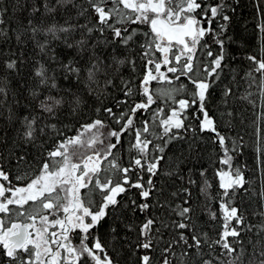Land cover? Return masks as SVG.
<instances>
[{
  "label": "snow or ice",
  "instance_id": "obj_1",
  "mask_svg": "<svg viewBox=\"0 0 264 264\" xmlns=\"http://www.w3.org/2000/svg\"><path fill=\"white\" fill-rule=\"evenodd\" d=\"M0 264H264V0H0Z\"/></svg>",
  "mask_w": 264,
  "mask_h": 264
}]
</instances>
